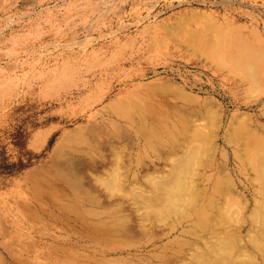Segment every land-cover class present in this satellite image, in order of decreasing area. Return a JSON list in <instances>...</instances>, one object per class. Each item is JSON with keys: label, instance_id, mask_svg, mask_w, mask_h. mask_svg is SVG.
<instances>
[{"label": "rangeland", "instance_id": "rangeland-1", "mask_svg": "<svg viewBox=\"0 0 264 264\" xmlns=\"http://www.w3.org/2000/svg\"><path fill=\"white\" fill-rule=\"evenodd\" d=\"M254 158L264 0H0V264H134L170 243L187 159L203 197H236L260 187Z\"/></svg>", "mask_w": 264, "mask_h": 264}, {"label": "bare ground", "instance_id": "bare-ground-1", "mask_svg": "<svg viewBox=\"0 0 264 264\" xmlns=\"http://www.w3.org/2000/svg\"><path fill=\"white\" fill-rule=\"evenodd\" d=\"M3 36L4 35H2V37ZM74 44L75 43H73V45ZM219 44L220 43H218V45ZM213 47L215 48V46ZM244 58L245 55L243 56V54L240 53L235 56L232 55L230 66L235 69H244L246 71L249 67L243 66ZM76 67L78 68V66ZM250 71L252 70L250 69ZM254 82H256V80ZM115 110L117 114H120V111L117 109ZM105 118H103L104 121ZM85 128L88 129L87 131H93L97 129V126L96 124L90 123ZM150 132L155 133V130L152 129ZM84 134L85 133H83V135ZM94 135L95 134H92L91 138H93ZM86 137L77 135V133H75V135L68 134L63 137L62 142L66 144L68 143L70 145L69 149L72 151H83L85 153L86 149L83 148L81 144L84 142L86 144L89 143L86 142L88 140ZM229 137L231 138L232 136L229 135ZM252 137L253 136L250 135L248 136L247 144H245L246 146L242 144L246 151L244 154L248 157L250 155H255L261 149L260 145H257ZM231 141L233 140H230V142ZM246 159L250 162L249 158L246 157ZM74 161L81 162L80 166H83L82 159L76 158L75 156L68 157L64 164H69ZM188 161L189 160L187 159L185 161L186 165L184 164L185 166L180 168L179 174L175 176V172L172 173V181L176 182L173 184H176L177 186L175 188L173 184H171V193L169 192L170 194H168L167 192L168 195L166 198L170 202V213H177L170 221L168 227V234L171 237L170 243L164 246L152 247L150 250L146 251L148 255L147 257L144 256L146 253L143 252L144 249L137 250L135 253L141 254L142 257L134 260V264H264V167L262 169L259 163L255 164V158L253 159V162H251L253 163V170L256 176L255 180L260 182L259 189H253L252 191L254 195L252 193V195L248 196L239 194V196L236 197H227V193V196L223 195L226 191V184L223 181H218L215 183L216 189H213L212 194L219 197L213 199L211 198L212 194L203 197L205 195V193L203 194V191L194 190L191 187V183L188 181L189 179H183V173L189 170ZM220 173H225L224 168L221 169ZM250 179L252 180V178ZM181 180L184 181V184ZM247 180H249V178H247ZM251 183L250 185H253ZM166 185L169 186V184ZM246 188V193H250L251 189L249 190L247 186ZM228 190L230 191L231 189L227 188V191ZM174 191L177 194H173ZM180 193H184L185 196H181ZM180 209L181 211H179ZM127 264L129 263L127 262Z\"/></svg>", "mask_w": 264, "mask_h": 264}]
</instances>
